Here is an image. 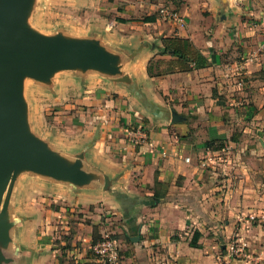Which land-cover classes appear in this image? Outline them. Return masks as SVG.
<instances>
[{
	"label": "crops",
	"instance_id": "obj_1",
	"mask_svg": "<svg viewBox=\"0 0 264 264\" xmlns=\"http://www.w3.org/2000/svg\"><path fill=\"white\" fill-rule=\"evenodd\" d=\"M204 1L208 14L192 2L184 4L180 10L186 16L184 26L159 17L155 4L145 1L143 12L126 10L117 17L128 21H109L106 32L94 36L119 56L120 69L170 117H156L128 84L96 69L85 72L92 79L87 84L91 93L82 99L91 105L84 115L94 119V128L100 124L94 142L93 128L88 138L54 143L53 127H44L43 121L38 127L29 108L35 135L68 160L83 151V171L107 177L109 186L92 178L75 188L67 179L20 169L10 188L12 215L19 222L9 230L7 248L21 264H103L88 247L94 226L102 232L111 211L123 219L117 227L123 232L118 237L120 264H220L219 256L230 264H264V0H249L250 19L233 0ZM147 15L156 19L133 20ZM171 37L190 39L206 57V65L173 71L177 57L163 52L164 38ZM78 72L60 70L50 85L61 95H70L80 89L69 86ZM247 76L250 85L243 89ZM237 89L252 96L246 121L233 107L242 93ZM24 94L27 98V89ZM173 113L178 118L173 119ZM239 127L241 133L234 140ZM140 128L154 149L136 143ZM207 142L214 146L229 142L214 167L201 165L210 148ZM123 196L140 201L129 217H124L119 199ZM75 212L84 213L90 223L70 221ZM72 222L78 224L77 231L67 242L63 235L71 232ZM195 232L198 246L191 245ZM55 237L62 238L61 246ZM236 238L246 244L251 259L229 254L227 248Z\"/></svg>",
	"mask_w": 264,
	"mask_h": 264
},
{
	"label": "water",
	"instance_id": "obj_2",
	"mask_svg": "<svg viewBox=\"0 0 264 264\" xmlns=\"http://www.w3.org/2000/svg\"><path fill=\"white\" fill-rule=\"evenodd\" d=\"M29 1L0 0V264H21L7 248L9 230L19 222V218L12 215L10 188L20 169L27 167L41 174L67 179L75 188L92 178L104 180L105 186H109L107 177L103 179L101 175L92 176L83 171V151L76 154L81 162L66 166L63 163L68 160L65 155L53 151L33 133L24 94L26 75L51 84L53 74L60 70L87 72L96 69L128 84L149 112L162 118L170 117L165 108L146 105L153 102L131 76L120 69L119 56L105 48L98 38L44 35L30 30L24 24ZM140 48L141 45L132 54ZM176 118L177 114L173 113V119Z\"/></svg>",
	"mask_w": 264,
	"mask_h": 264
},
{
	"label": "rangeland",
	"instance_id": "obj_3",
	"mask_svg": "<svg viewBox=\"0 0 264 264\" xmlns=\"http://www.w3.org/2000/svg\"><path fill=\"white\" fill-rule=\"evenodd\" d=\"M145 1H147V4L149 5L155 4L159 17V10L162 6H168L180 11L182 10V7L184 8V4L188 1L192 2L194 8L200 12L205 14L210 13V10H208V6L204 0H30L24 17V24L30 30L39 34L91 38L101 31L105 33L106 31L104 30V27L108 28L109 21L114 19L119 20V17H117L118 14L123 13L126 10L135 14L139 11L143 12V10L147 8ZM233 1L240 3V9L243 10L247 19L252 18V15L248 13L250 10L249 0ZM254 1L256 0H252V2ZM183 11L188 12L187 9H184ZM190 14L191 13L189 12V15ZM250 21L252 22V20ZM121 31L125 32V30ZM24 78L25 88L28 90V108L33 110L35 124L39 127L40 122L43 121L44 127H53L54 143L63 144L65 141H76V138H88V134L94 130L95 132L93 133L92 138L95 139L100 136L98 127L100 124H97V127L94 128V119L90 118L88 113L84 115V112L87 111V108H91V105L89 100H85V103L82 99L85 94L91 93L90 87H88L87 84L92 81L85 71L75 73V78H70L71 83L69 86L73 88V86L80 85V89L73 91V93L67 96L61 95L56 89H54V87H52V85H50V83L41 81L32 75H26ZM243 81L244 84L242 85V88L246 89V86L248 84L250 85L249 77H244ZM237 92L242 93L238 94V104L233 105V107L242 113V118L246 121L248 118L245 117V115L248 113V110L252 108V96L243 93L242 90H238ZM262 100L263 99H260V101ZM102 104H104V102H102ZM99 107L100 106L97 105V108ZM102 108L107 107H104L103 105ZM66 132L69 134H64ZM248 132L249 131H247V133ZM240 133L239 127L235 129L233 135H240ZM220 144H224L225 146V144L229 145V142ZM262 156L264 157V151ZM79 160V156H75L74 161L67 160L63 161V163L67 166L73 162H81V160ZM8 192L9 190L6 192L5 198H7ZM241 198L245 199L243 193L241 194ZM238 199L240 200V195L238 196ZM106 217H109V220H107L106 224L100 228L102 232H99L98 229L96 230L95 241H97L98 238H101L102 234H109L112 237L118 238L123 233L117 228L123 223L122 218H119L112 211L110 213H106ZM70 218V221H82L84 224L90 223L91 221L88 217L84 216V213L81 212H75L74 216H70ZM72 223L73 226L71 227V232L63 235L67 242L72 241L74 231H77L75 226H78V224L74 222ZM84 230L85 229L81 230V234L86 236L87 233ZM55 239H58L59 245L61 246L60 241L62 238L60 239L55 237ZM81 242L82 241H80V243ZM88 248L90 250V254L98 258L92 246H89ZM122 253L123 251L120 249V260Z\"/></svg>",
	"mask_w": 264,
	"mask_h": 264
},
{
	"label": "built area",
	"instance_id": "obj_4",
	"mask_svg": "<svg viewBox=\"0 0 264 264\" xmlns=\"http://www.w3.org/2000/svg\"><path fill=\"white\" fill-rule=\"evenodd\" d=\"M160 16L164 19H171L180 26L186 24V16L182 12L177 11L175 8H170L168 6H162L160 8ZM264 19V16H263ZM136 143L143 147L146 150L154 149L155 145L148 133L140 128V135L137 137ZM229 148V145L223 146L220 149L208 148L201 160V165L203 167H208L212 165L213 167L216 164V156L222 157L226 150ZM187 160L190 158L187 157ZM92 248L97 254L101 262L105 264H120V240L119 238L112 237L109 234H102L101 239L96 243L92 244ZM229 254L235 255L240 259H251L252 254L247 250L246 244L236 238L230 242L228 246ZM220 264H230V261L227 260L224 256H219Z\"/></svg>",
	"mask_w": 264,
	"mask_h": 264
},
{
	"label": "trees",
	"instance_id": "obj_5",
	"mask_svg": "<svg viewBox=\"0 0 264 264\" xmlns=\"http://www.w3.org/2000/svg\"><path fill=\"white\" fill-rule=\"evenodd\" d=\"M156 19L155 15H147L143 18L135 19L138 22H146V21H153ZM120 21L126 22L128 21L125 18H119ZM165 46L163 48V52H171L172 55H175L177 58L172 61V70L173 71H183L191 69L193 66H204L207 63L206 57L200 52V50L195 46V44L187 38L183 37H171V38H164ZM191 63H193L191 65ZM146 105H152L155 108H164L158 104H154L151 102H147ZM156 117H163L159 114H155ZM232 139L236 140L237 135H232ZM209 143V142H207ZM210 144V143H209ZM224 144H218L213 145L210 144L209 147L214 148H222ZM122 201V205L124 208V217L131 216V210L134 207V205L138 202H140L138 199H132L127 196H123L119 198ZM97 230V227L94 226V232H93V244L99 241L101 238H98L97 241H95V232ZM199 237V233L195 232L194 239L191 241V245L198 246L197 238Z\"/></svg>",
	"mask_w": 264,
	"mask_h": 264
}]
</instances>
